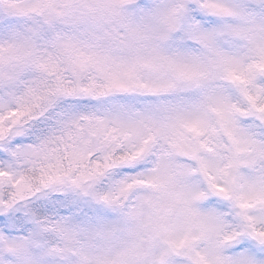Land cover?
Wrapping results in <instances>:
<instances>
[{"label": "snow or ice", "instance_id": "obj_1", "mask_svg": "<svg viewBox=\"0 0 264 264\" xmlns=\"http://www.w3.org/2000/svg\"><path fill=\"white\" fill-rule=\"evenodd\" d=\"M0 264H264V0H0Z\"/></svg>", "mask_w": 264, "mask_h": 264}]
</instances>
